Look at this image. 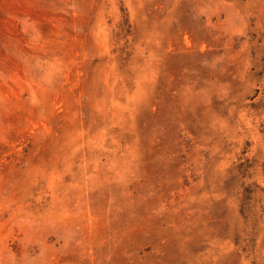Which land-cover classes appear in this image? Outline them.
Wrapping results in <instances>:
<instances>
[{"label":"rangeland","instance_id":"obj_1","mask_svg":"<svg viewBox=\"0 0 264 264\" xmlns=\"http://www.w3.org/2000/svg\"><path fill=\"white\" fill-rule=\"evenodd\" d=\"M0 264H264V0H0Z\"/></svg>","mask_w":264,"mask_h":264}]
</instances>
